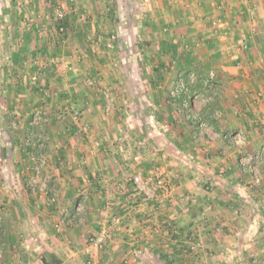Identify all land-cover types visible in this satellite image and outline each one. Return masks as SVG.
<instances>
[{
  "label": "crops",
  "instance_id": "obj_1",
  "mask_svg": "<svg viewBox=\"0 0 264 264\" xmlns=\"http://www.w3.org/2000/svg\"><path fill=\"white\" fill-rule=\"evenodd\" d=\"M152 1L149 16L155 20L147 29L155 38L156 25L172 23V29L177 30V23L185 26L187 21L193 20L192 8L182 12L180 8L184 7L176 5L178 1L189 3V0H173L177 9H171L169 13L162 9V0ZM195 1L200 3L195 13L196 31L191 34H197V37L191 40L196 42L200 32L203 36V42L197 45L202 46L197 56L194 58V54L189 55L185 49L192 42L183 39L184 36L174 38L172 33L164 39V50L156 52L158 57L151 56L157 66L181 58L178 74L190 69L187 63L194 59L200 61L197 63L202 69L216 71L218 91L215 101L201 110L200 105H196L199 117L208 121L207 129L198 127L197 121L190 120L186 114L185 128L176 130L173 137L169 134L155 142L136 136V122L122 118L127 116V107L132 103L118 107L121 111L118 117H103L99 104L93 107L91 114L84 111L88 124L95 131L93 139L80 143L77 151L68 152L67 158L60 163L61 168L53 171L57 177L54 191L59 203L75 206L81 211L78 214L73 210L77 215H73V219L78 225L62 239L77 246L84 245V248L71 251L67 258L61 254L65 251L59 240L56 247L59 264H83L79 255L86 259L92 255L93 264H106L114 257L121 260L129 256L130 264H133L136 242L143 238L148 239L150 249L145 254L148 259L139 264H178L177 252L183 247L197 255L193 262L189 260V264H264V0ZM187 12L190 17L185 18ZM159 19L163 20L156 24ZM103 56L104 53L97 57ZM104 61L111 62V58ZM105 62L90 59L83 66L76 64L73 87L89 76L98 82L95 88L86 87L84 93L76 95L94 99L104 87L114 88L116 80L126 79L127 76H119L123 72L107 68L109 65ZM150 75L153 87L148 89L152 90L150 95L156 100L153 103L155 109L161 111V116L162 109L166 111L161 124L167 126L166 123H170L173 127L179 115L173 110L172 102L164 104L162 100L177 82V76L172 77V72L170 76L158 72ZM138 78L142 82L143 78ZM77 92L79 88L74 90ZM259 93L261 97H258ZM232 133L244 134L246 146H235L227 137ZM70 142L75 146L74 140L70 139ZM99 143L101 147L96 149L95 144ZM145 143L151 147L148 153L140 150ZM147 174L151 176L145 179L153 186L154 175L164 174L169 182H173L172 190L168 194L162 190L161 194L154 193L148 202L136 201L137 180L144 183L142 176ZM258 174L263 178L261 184L254 181ZM19 202L23 205L22 199ZM37 202L44 205L43 197ZM78 203H83L84 209L80 210ZM117 219L121 223L113 229L116 234L112 233L114 240L110 246L93 249L92 254H88L85 249L87 238L101 224L115 226ZM7 221L8 224L12 222L5 217L0 226V250L3 252L0 264H26L31 253L19 241L25 235L11 231ZM144 222L153 223L155 231H150V227L146 230ZM164 223L176 224L181 235L172 241L169 255L163 252L162 256L157 244L171 238L168 230L160 229ZM191 237L198 238L196 246ZM43 259L37 264H51L46 253Z\"/></svg>",
  "mask_w": 264,
  "mask_h": 264
},
{
  "label": "rangeland",
  "instance_id": "obj_2",
  "mask_svg": "<svg viewBox=\"0 0 264 264\" xmlns=\"http://www.w3.org/2000/svg\"><path fill=\"white\" fill-rule=\"evenodd\" d=\"M189 1V3L178 1L176 5L186 8L181 7L182 12L192 8V14L195 16H192L193 20L187 21L185 26L177 23L179 27L177 30L172 29V23L156 25L155 38L147 29L149 24L152 25L150 22L155 20L149 16V8L153 6L152 0H0V226L3 225L6 217L12 221L6 223L11 231L25 235L19 241L22 242L23 248H27L31 253L28 258L27 255L23 257L24 260L27 258L26 264L43 261L45 253L51 264H59L56 248L59 240L63 243L65 251L61 254L67 258L71 255V251L84 248V245L77 246L62 239L78 225V221L73 219L77 217L73 210L78 214L81 211L75 206L59 203V197L54 191V186L56 187L54 180L57 177L53 174L54 170L61 168L60 163L67 158L65 156L68 152L74 149L77 151L80 143L89 142L91 138L93 139V134L95 135V131L85 118L84 111L91 114L93 107L99 104L102 106L103 117H118L121 113L118 107L122 108L132 103L127 107V116L124 115L122 118L136 122L134 128L136 136L151 138L155 142L169 134L173 137L176 130L185 128L183 119H186L187 112L193 113L196 117L194 121L200 120L208 125L205 118L199 117L198 111L214 102L215 98L208 102L196 96L206 94V81L211 72L216 74L218 86L216 71L202 69V66H198L197 62H200L198 59H194L195 61L188 59L190 61L187 64L190 69L178 74L181 58L171 60L168 64L164 63V66H157L151 56L158 57L159 54L156 52L162 51L164 39L171 33L174 38L179 39L184 36L183 39L192 42L191 46L188 44V48L185 49L189 51V55L194 54V58L201 50L202 46L197 45L203 42L202 33H198L200 36L196 42H193L195 39L191 40L197 37V34L191 33L196 31L195 13L200 1ZM162 4L165 12L169 13L171 9H177L173 0H162ZM89 9L97 12L85 11ZM58 12L64 17L60 19ZM188 17L190 16L187 12L185 18ZM162 20L159 19L156 24ZM60 26L65 27V32H59ZM187 34L191 35L187 36ZM103 53V57H97ZM107 58H111V62H105ZM90 59L97 63L102 61L107 63L109 65L107 68L110 67L115 72H123V74L119 73V76H127L126 79L116 80L114 83L117 84L114 88L104 87L94 99L76 95L80 92L84 93L87 88L93 89L98 86L97 79L89 76L76 88L73 87L72 75L75 74L76 64L83 66ZM64 63H69V70L62 67ZM157 72L165 73L167 76L172 72V77L177 76V80L175 78L177 82L162 100L164 104L168 101L172 102L173 110L179 115L178 122L175 119L173 127L170 123H166L167 126L161 124V117L166 111L163 108L161 116V111L155 109L153 103L156 100L150 95L152 90L148 89L153 87L152 81L149 80L150 74ZM192 73L195 74V78L191 79V82L189 76ZM140 76L143 78L142 82L138 80ZM180 78H186L190 92L187 96L173 100L170 93ZM170 80L173 81V78ZM171 81L169 83L173 84L174 82ZM169 83L167 88L170 87ZM77 88L79 92L74 93ZM96 88L99 89L100 86ZM184 100L189 102L188 108H191V111L183 107ZM196 105H200L199 110L196 109ZM73 110L81 113L79 120H74ZM196 125L198 126L199 122ZM127 130L125 129L126 132ZM70 139L75 141V146ZM98 140L95 141L99 142ZM95 147L100 148V143L95 144ZM150 149L149 144L145 143L140 150L148 153ZM150 176L147 174L142 178ZM257 177L261 179V184L263 178L259 174ZM154 178L156 190L155 185L151 183L148 185L146 179L144 183L137 180L139 183H136V201L148 202L152 199L150 195L161 194L159 193L161 190L168 194L172 190L173 182H169L164 174L154 175ZM41 196L44 205L37 202ZM20 199L23 200V205L20 204ZM80 205V210L84 209L83 203ZM116 222L115 226L110 224V227L107 223L101 224L98 230L91 234V236L98 234L102 228L109 232L103 248L96 250L110 246L111 241L114 240L112 233L116 234L114 230L121 223L119 219ZM144 223L146 230L150 227V231L152 229L155 231L153 223ZM160 229L175 233V236L169 234L171 235L169 240L157 244L162 256L163 252L169 255L168 253L172 251L169 246L177 236L181 235L180 228L176 224L164 223ZM90 237L85 243L88 254H92L93 251L88 244ZM191 239L196 246L198 238L191 237ZM149 246L147 238L136 242V261L133 264L148 259L145 254L149 252ZM177 255L178 264L181 262L189 264V260L193 262L197 256L194 251L185 247L181 248V252H177ZM88 256L86 259L79 255L83 264H93L92 255ZM174 256L173 252V261L176 260ZM156 259L158 260V257ZM130 262L129 256H126L121 260L114 257L106 264H130Z\"/></svg>",
  "mask_w": 264,
  "mask_h": 264
},
{
  "label": "built area",
  "instance_id": "obj_3",
  "mask_svg": "<svg viewBox=\"0 0 264 264\" xmlns=\"http://www.w3.org/2000/svg\"><path fill=\"white\" fill-rule=\"evenodd\" d=\"M58 17L61 19V18L64 17V15L60 12L58 14ZM59 32L60 33L65 32V27L64 26H60ZM62 67L65 70H69V68H70L69 63H64L62 65ZM189 77H190L189 78L190 81H191V79L194 80L195 74L192 73V74H190ZM35 79H37V78H35ZM206 87H207L206 94H203V95L199 94L196 97H198V98H200L202 100L211 102V101L214 100V98H215V96L217 94V91H218V86H217V83H216V74L214 72H211L210 75L208 76V79L206 81ZM189 92H190L189 84L186 81V78H180L179 82L171 90L170 96H171V98L173 100H177V99H179V98H181L183 96H187V94ZM259 96L261 97L262 94L259 93ZM188 103L189 102L187 100H184L183 101V107H185V109L187 111H191V108H188L189 107ZM107 111H109V108L107 109ZM80 115H81L80 112H78L77 110H73L74 120H79L80 119ZM187 116H188V118L196 119V117L193 115L192 112H188ZM198 122H199V127L201 129H204V130L207 129V124L205 122L200 121V120H198L197 123ZM227 137L229 139H231V142L235 146L244 147L247 144V137L244 134H242V133H234V134L232 133V134L227 135ZM263 152H264V149H263ZM260 181H261V179L258 178L257 176H255V182L256 183H260ZM108 237H109V232L106 229L102 228L101 231L98 234H95V235H93V236H91L89 238L88 244L93 249L103 248V246L106 243V240H107ZM2 255H3V252H2V250H0V258L2 257Z\"/></svg>",
  "mask_w": 264,
  "mask_h": 264
},
{
  "label": "trees",
  "instance_id": "obj_4",
  "mask_svg": "<svg viewBox=\"0 0 264 264\" xmlns=\"http://www.w3.org/2000/svg\"><path fill=\"white\" fill-rule=\"evenodd\" d=\"M63 25L66 26L64 22H63ZM170 234L175 236V233H173V232H171Z\"/></svg>",
  "mask_w": 264,
  "mask_h": 264
}]
</instances>
